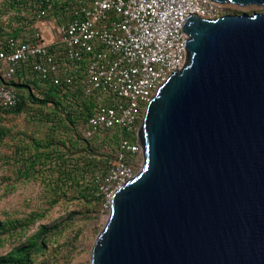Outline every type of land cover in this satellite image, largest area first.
Instances as JSON below:
<instances>
[{
    "label": "water",
    "instance_id": "water-1",
    "mask_svg": "<svg viewBox=\"0 0 264 264\" xmlns=\"http://www.w3.org/2000/svg\"><path fill=\"white\" fill-rule=\"evenodd\" d=\"M181 31L182 69L144 111L142 166L113 194L90 264H264V11L190 14Z\"/></svg>",
    "mask_w": 264,
    "mask_h": 264
},
{
    "label": "built area",
    "instance_id": "built-area-1",
    "mask_svg": "<svg viewBox=\"0 0 264 264\" xmlns=\"http://www.w3.org/2000/svg\"><path fill=\"white\" fill-rule=\"evenodd\" d=\"M51 1L39 0L46 8L31 27L22 23L24 33L0 39V109L17 105V92L3 82L13 81L19 71L23 79L38 78L60 88L72 87L77 78L81 94L94 103L85 138L113 129L136 136L134 143L119 136L116 156L100 177L99 194L109 211L113 194L136 175L133 164L141 154L137 123L157 90L182 69L184 20L195 14L213 21L233 14L235 5L210 0H57L61 15L55 16ZM9 27L19 28L12 23Z\"/></svg>",
    "mask_w": 264,
    "mask_h": 264
},
{
    "label": "trees",
    "instance_id": "trees-1",
    "mask_svg": "<svg viewBox=\"0 0 264 264\" xmlns=\"http://www.w3.org/2000/svg\"><path fill=\"white\" fill-rule=\"evenodd\" d=\"M51 2H54L52 14L60 16L57 0ZM45 8L46 3L40 4L39 0H0V39L24 33L26 27H21L22 23L27 21L31 27L37 13ZM11 13L14 15L10 18ZM4 16L8 19H3ZM11 23L19 28L9 27ZM23 76L24 72L19 71L13 81L3 82L15 89L18 102L12 109H0V119L27 118L31 132L18 131L11 135V130L0 127V145L8 138V144L4 145L11 151L9 155H1L0 161L11 163L12 173L18 180H39L51 206L60 201L71 206L76 203L74 207L85 210V214L93 213L103 205L100 177L107 173L116 156L119 136L128 137L134 143L135 134L127 136L124 131L113 129L85 138L94 103L81 94L78 79L72 87L63 84L60 88L38 78L26 80ZM140 123L141 120L137 128ZM78 214L84 213L73 210L63 218L41 225L24 242L0 256V264H36L39 257L48 254L49 245L64 236ZM43 217L32 212L24 219H0V248L7 239L22 238L30 225Z\"/></svg>",
    "mask_w": 264,
    "mask_h": 264
},
{
    "label": "rangeland",
    "instance_id": "rangeland-1",
    "mask_svg": "<svg viewBox=\"0 0 264 264\" xmlns=\"http://www.w3.org/2000/svg\"><path fill=\"white\" fill-rule=\"evenodd\" d=\"M264 8L249 6L246 8L233 6L231 12L237 14L253 15L261 13ZM143 119V118H142ZM141 119V122H142ZM28 119L18 116L15 118L7 117L0 119V127L11 130V135L18 131L31 132ZM141 124V123H140ZM40 135V134H39ZM8 138L0 145V156L10 154L7 147ZM10 145V144H9ZM142 156L137 155L134 160L135 174L140 171L142 166ZM11 163L0 161V219L15 220L24 219L30 213L43 214V218L38 219L27 229L24 236L19 239H7L4 246L0 248V256L8 253L20 242L33 235L41 225L49 224L60 218L65 217L73 210H79L84 214H78L73 219V224L66 228L64 236L57 242L51 243L48 254L39 257L36 264H90V251L98 233L106 223L109 211L103 205L93 213L85 214V210L77 209L73 206L60 201L58 204L50 205V200L45 197V189L39 180H18L12 173Z\"/></svg>",
    "mask_w": 264,
    "mask_h": 264
},
{
    "label": "crops",
    "instance_id": "crops-1",
    "mask_svg": "<svg viewBox=\"0 0 264 264\" xmlns=\"http://www.w3.org/2000/svg\"><path fill=\"white\" fill-rule=\"evenodd\" d=\"M6 18V17H5ZM5 18H3V19H5Z\"/></svg>",
    "mask_w": 264,
    "mask_h": 264
}]
</instances>
